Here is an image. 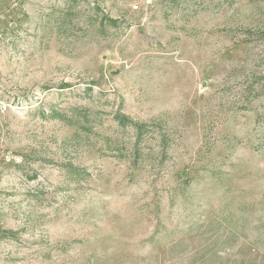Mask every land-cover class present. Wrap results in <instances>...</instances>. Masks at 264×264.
<instances>
[{"label":"rangeland","instance_id":"1","mask_svg":"<svg viewBox=\"0 0 264 264\" xmlns=\"http://www.w3.org/2000/svg\"><path fill=\"white\" fill-rule=\"evenodd\" d=\"M1 234L0 264H264V0H0Z\"/></svg>","mask_w":264,"mask_h":264},{"label":"trees","instance_id":"2","mask_svg":"<svg viewBox=\"0 0 264 264\" xmlns=\"http://www.w3.org/2000/svg\"><path fill=\"white\" fill-rule=\"evenodd\" d=\"M118 119V118H117ZM126 120V118H124L122 121ZM123 123V122H122ZM134 126L136 127L137 130H140V129H143V127L141 125H138V124H134ZM133 154H137V148L136 146H134V149H133ZM0 236L2 237H6L5 234H1Z\"/></svg>","mask_w":264,"mask_h":264},{"label":"built area","instance_id":"3","mask_svg":"<svg viewBox=\"0 0 264 264\" xmlns=\"http://www.w3.org/2000/svg\"><path fill=\"white\" fill-rule=\"evenodd\" d=\"M135 9H137V7H135Z\"/></svg>","mask_w":264,"mask_h":264}]
</instances>
